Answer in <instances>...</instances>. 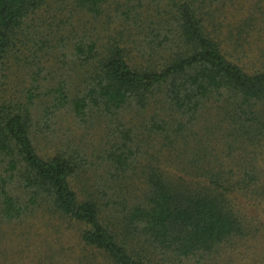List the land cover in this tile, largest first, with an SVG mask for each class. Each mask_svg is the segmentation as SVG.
<instances>
[{"label": "trees", "instance_id": "16d2710c", "mask_svg": "<svg viewBox=\"0 0 264 264\" xmlns=\"http://www.w3.org/2000/svg\"><path fill=\"white\" fill-rule=\"evenodd\" d=\"M57 1L84 24L113 8L121 12L115 18L123 31L119 39L104 38L101 49L91 36L81 38L89 31L76 37L73 68L59 65L56 84L43 94L38 88L45 77L33 66L26 70L36 91L25 88L27 96L10 97L7 75L0 80L2 217L15 220L32 211L62 216L93 251L85 264H222L225 254L259 231L238 200L264 198L258 161L264 68H248L230 46L239 50L247 31L257 24L264 29V0H246L249 15L235 34L222 18L232 0H53V5ZM50 3L0 0V68L16 41L35 33L59 57L57 32L39 24ZM36 57L42 63L46 55ZM20 80L25 84L23 76ZM40 101L44 129L35 128L31 112ZM59 110L86 131L103 133L99 160L89 162L63 143L51 123ZM38 137L59 140L60 146L49 155ZM220 147L232 157L223 162L230 166L225 169L213 159ZM88 163L100 165L101 173L79 171Z\"/></svg>", "mask_w": 264, "mask_h": 264}, {"label": "rangeland", "instance_id": "374dc122", "mask_svg": "<svg viewBox=\"0 0 264 264\" xmlns=\"http://www.w3.org/2000/svg\"><path fill=\"white\" fill-rule=\"evenodd\" d=\"M248 3L250 2L246 0H232L223 11L225 14L222 18L226 22L225 25L234 34L235 27L240 20L249 15L250 8ZM61 5H63L61 2L53 5V0H51L48 5L49 9L45 8L42 14L39 15L41 18V22H39L41 30H54L57 32L53 43L57 46L59 45V57L56 55V50L51 52L53 50L51 47L37 40L36 33L35 38H22L20 41H16L13 50L8 54L7 64L0 68V80L6 81L3 76L7 75L6 88L10 97L13 98L21 94V92L24 96H27L28 93L25 88L36 91V86L31 85L32 75L26 70V67L31 66L36 71L41 69V76L45 77L41 80V87L38 88L39 93L48 92L50 89L49 85L51 83L56 84L52 79L57 77L55 74L56 72L59 73V65L63 66L66 63L64 67L68 70L73 68L72 64L76 61L73 55V43L76 37L79 39L80 36L89 31L90 35H85L81 38L84 41H88V37L91 36L99 43L98 48L101 49L102 46L100 44L104 38L107 39L108 36H113L119 39L123 31L115 18L121 12H115L113 8H111L112 13L109 10H105L99 20L98 18H91L88 23L84 24V21L79 19V15H71V9L67 10L66 5ZM79 20L82 21L83 25L80 24ZM36 23L38 22L36 21ZM103 23L105 29L101 31L99 28ZM85 25L88 29L84 31ZM258 25L247 31L250 34L246 38L247 42H242L243 47L236 50L235 44L230 46L233 55L235 53L241 63L247 65L250 69L264 68V29L259 30ZM75 31H77V34H75ZM236 37L237 35L233 38ZM40 48L43 49L41 50ZM46 52L49 54H46ZM42 54H45L46 58L40 63L36 55ZM62 71H65V69ZM22 76L25 79V84L20 82ZM31 112L34 116L35 128L38 126V129H44L46 116H44L46 114L44 103L40 101L37 106L36 104L33 105ZM36 120L39 121L37 125ZM51 123L53 128L59 130V133L63 136L64 144L68 145L72 150L75 149L79 155L86 156L89 162L99 160L97 155H101V140L104 137L102 132H97L98 129L86 131L83 125L76 123L69 113L63 110L57 111V116H54ZM96 124L98 123L96 122ZM263 137H260L262 140L260 143L263 146L258 155L259 159H257L258 161L260 160L259 165L264 171ZM38 142L40 148L48 151L49 155H53L58 148L57 146H60L59 140L50 141V139L45 137H38ZM222 146L226 147L225 145ZM62 147L64 148V145ZM239 148L242 149V147ZM239 148L236 152H232L233 156H237L241 152ZM229 151L230 149L226 150L220 147L214 154V163L217 162L215 164L219 168L230 167L223 166V162H231L232 157L227 156ZM148 156L151 158L149 154ZM145 158H147V154L143 152L139 154V159L144 160ZM155 160L153 159V161ZM131 165L128 171L132 172L135 163ZM173 169L170 172H174L172 171ZM79 171H89L94 174L99 172L100 174L102 170L100 165L88 163ZM139 185L141 186L140 183ZM19 186L17 185L18 190L17 187H14V189L23 195V188ZM238 201L246 214L254 218L259 231L256 236L248 238L239 244L235 250L225 254V260L222 264H264V198L259 202H254L251 198L241 197ZM85 247L80 239L76 225L69 220H65L60 215L47 211H32L26 213L22 218L7 220L2 217L0 210V264H85V255L93 254L91 249H85Z\"/></svg>", "mask_w": 264, "mask_h": 264}]
</instances>
